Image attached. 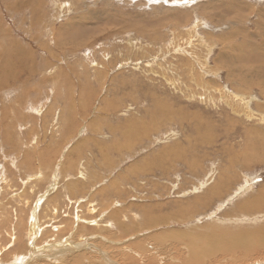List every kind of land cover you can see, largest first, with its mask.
Instances as JSON below:
<instances>
[{"label":"rangeland","instance_id":"obj_1","mask_svg":"<svg viewBox=\"0 0 264 264\" xmlns=\"http://www.w3.org/2000/svg\"><path fill=\"white\" fill-rule=\"evenodd\" d=\"M262 41L264 0H0V264H264Z\"/></svg>","mask_w":264,"mask_h":264},{"label":"bare ground","instance_id":"obj_2","mask_svg":"<svg viewBox=\"0 0 264 264\" xmlns=\"http://www.w3.org/2000/svg\"><path fill=\"white\" fill-rule=\"evenodd\" d=\"M262 42H264V41H262ZM216 246H219L218 244L216 245ZM231 249V248H230ZM195 257V256H194ZM23 258V257H22ZM192 259V258H191Z\"/></svg>","mask_w":264,"mask_h":264}]
</instances>
